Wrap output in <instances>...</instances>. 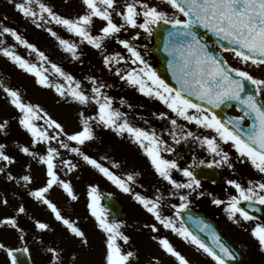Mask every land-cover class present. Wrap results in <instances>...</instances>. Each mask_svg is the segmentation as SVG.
<instances>
[{
	"label": "snow or ice",
	"instance_id": "obj_1",
	"mask_svg": "<svg viewBox=\"0 0 264 264\" xmlns=\"http://www.w3.org/2000/svg\"><path fill=\"white\" fill-rule=\"evenodd\" d=\"M14 9L36 27L46 31L69 54L72 60L82 63L81 45L90 46L100 53L103 68L114 72L128 87L144 97L158 101L166 109L152 115L167 122L165 129L168 139L155 128L140 127L129 119V113L115 107V99L106 89L112 85L95 75L76 79L57 63L50 61L45 52L30 43L15 28L0 24V38L11 37L16 44L35 53L41 61L33 63L24 58L14 45H4L0 39V56L6 58L15 68L30 74L35 83L53 90L60 100L78 106L77 127L66 130L63 123L53 118L39 104L25 101L18 88L0 80V93L4 101L15 109L11 118H0V137L5 140L10 135V121L14 119L18 128L28 137L27 142L13 140L14 151L7 142L0 141V208H8L12 200L23 192L34 203L46 208L55 222L68 236L81 246L88 245V237L79 226L78 219L66 215L51 198L54 188H59L70 201H78L79 196L73 183L67 177L75 174L81 166L89 167L107 180L121 193L128 194L152 218L143 228L153 234L162 252L174 258L177 264H191L170 241L168 236L159 235L166 230L184 243L193 246L213 264H227L235 259V253L222 242L221 237L203 221L188 216L200 232L210 235L213 246H209L199 235L189 229L183 218L189 209L191 197H201V181L194 168L206 165L208 168H223L235 172L236 163L248 164L261 177L242 184L236 179H227L226 184L235 194L221 199L212 193L211 203L222 207L227 219L234 224L254 219L242 206L255 203L264 205V77H257L247 66L264 69V0H78L80 12L64 15L46 0H10ZM97 21L100 26L96 29ZM162 25L169 26L163 36L162 51L168 56V69L172 73L175 86L161 78L145 58L138 41L153 36ZM53 26H58L69 34L61 36ZM198 28L211 33L221 44V50L232 53L246 67H234L219 53L209 51L202 42ZM131 32L130 38L122 33ZM74 38V39H73ZM115 41L127 55L119 51H109L108 43ZM146 51V50H145ZM47 63L57 80L49 78ZM128 65L127 68L120 67ZM62 81V82H61ZM87 82V84H85ZM254 88V93L248 90ZM236 102L243 115L225 117L217 109ZM120 104L129 109L133 105L124 97ZM91 110V111H89ZM251 117L252 122L245 127L243 121ZM148 124L147 120H144ZM193 128L198 131H193ZM98 129L109 130L117 137L126 138L137 145L147 158L152 173L161 182L154 186L152 195L143 189V173L138 170L121 172L120 161L107 154L96 157L86 148L98 141ZM193 144L208 154L209 159H199L195 153L192 162L181 167V155L175 145ZM165 153L173 154L168 158ZM107 162V163H105ZM20 165V172L13 168ZM39 168L43 181L36 183L33 170ZM179 173L182 179L175 178ZM163 185L167 196L161 190ZM86 208L95 222V227L103 233L102 264H133L136 253L125 250L131 244V237L123 230L125 222L115 217L109 218L108 209L101 204L98 185L89 183L86 187ZM108 195H111L109 193ZM177 200L178 203H169ZM11 215L0 216V228H10L25 239V229L19 218L28 215V209L20 196ZM171 210L165 214L164 209ZM38 243L48 256L47 264H66L64 249L57 245H45L43 236L55 229L50 223L38 217H29ZM251 235L264 252V224L257 223L251 228ZM0 252L7 257V264H21L16 253L30 254V249L13 248L0 242ZM78 254L69 253L68 264H76ZM149 264H162L157 256H152Z\"/></svg>",
	"mask_w": 264,
	"mask_h": 264
},
{
	"label": "rangeland",
	"instance_id": "obj_2",
	"mask_svg": "<svg viewBox=\"0 0 264 264\" xmlns=\"http://www.w3.org/2000/svg\"><path fill=\"white\" fill-rule=\"evenodd\" d=\"M46 2L50 3L52 6H54V8L58 12L64 15L74 16L80 12V5L79 2L77 1L74 2L73 4H71L72 0H46ZM152 2L160 3V0H152ZM0 24H4L9 27L15 28L19 33L22 32L21 34L25 39H27L28 41L31 40V42L30 41L29 42L35 44L37 48L45 52L47 56L51 55L50 58L52 59V62L58 63L59 66H61L66 72L72 74L76 79L83 80V77L86 75H95L99 79L104 80L106 83L111 84L112 87L106 89V91L108 92L109 95L114 97L115 107H119L121 108L122 111L128 112L129 119L134 124L140 127L151 126L155 128L158 133L162 134L165 139H168L169 143L171 142L170 138L167 136V133L165 132V129L168 127L167 122L163 120H158L152 115L154 112L165 111L166 109L164 108V106L161 105L158 101L142 96L141 94L136 92L133 88L125 85L122 81L118 79V77L115 76L114 72H109L105 70L103 68L102 59L98 51L92 48H88L86 44L81 45L82 63L80 61H75L72 59L69 62H65V60L68 59V56H65L64 53L60 52V50L58 49L59 48L58 44L56 43L54 38H52L43 29L36 28L30 22V20L24 18L21 14H19L14 9L13 3H11L10 0H0ZM99 26H100V22L97 21L96 29H94V31L97 30ZM53 27L54 30H56L61 36H64L65 38H70L69 34L66 33L63 29L59 28L58 26H53ZM125 34L130 38L132 33L129 32ZM0 39L4 40V45H14L15 50L24 58L30 60L33 63H37V64L41 63V61L39 60V58L36 56L35 53L25 49L23 46L16 44V42L12 40L11 37H3ZM138 43L142 46L141 51L145 55V58L152 65V67H154L155 65L154 59L148 52V48L152 45L151 37L145 39L142 36L141 39L138 41ZM108 50L121 52L118 49V47H116L114 41L108 43ZM126 66L127 65L125 64L120 65V67L122 68H126ZM44 67L49 69V78L52 80H57V77L51 72L50 67H47L46 63L44 64ZM0 69L5 70L7 73L13 75L16 78L25 77L26 79H29L30 92H31V95H28L30 97L29 101H34L35 104L41 105L42 108L46 110L53 118L63 123L66 127V130L72 131L77 127V111H78L77 105L71 103H65L64 101L60 100V98L56 95V93L53 90L38 86L35 83L34 77H32L30 74L23 73L19 69L15 68V66L12 65L3 56H0ZM85 84H87V82H85ZM0 95L3 96L2 93H0ZM121 97H124L127 103L133 105V108L129 109L126 105L122 106L120 104ZM6 111L7 110H5V108L1 106V101H0V118H5V117L11 118L12 116L10 115H15V114L7 113ZM144 120H147L148 124H145ZM10 123H11L10 135L7 137V139L9 143H11L10 147L14 150V146L12 144L13 140H17L19 142H27L28 137L24 132L19 131L18 126L16 128V124L14 123V121L11 120ZM97 134L100 139L90 144L86 148V151H89L92 155L96 157L107 154L110 158H114L120 161L122 167L121 169H119V171L121 172L132 171V170H138L142 172L143 178L141 182H143L145 186H148L150 191L154 189V186L160 185L161 182H159L155 178L147 158L142 154L141 150L137 145L129 142V140L126 138L117 137L114 133H112L109 130L98 129ZM2 138L4 137H0V141H2ZM180 146H188V148H192V146L195 145L191 143L190 144L182 143L180 144ZM11 148H9L10 151L12 150ZM165 154L167 155V153ZM20 170H21L20 165H18L13 171L15 173H19ZM242 172H243L242 174H244L243 176H246V179L243 180L245 185L247 184V181L250 179H252L253 181L257 179H261L260 175L251 167L248 169H243ZM33 174L35 176L36 183L37 184L42 183L43 181L42 171L39 168H35L33 170ZM249 177L250 179H248ZM67 178L70 179L71 182L73 183L74 188L80 200L79 199L78 201L68 200L66 195L63 194L59 188H54L52 190L51 198L57 203V205L66 215L71 216V218L74 220L78 219L79 204L83 198H86L85 192H86V187L89 183H95L99 185V188L101 190L99 191L100 193L113 192V190H110L111 189L110 187L112 186L110 182L100 177L99 174H97L94 170L83 165L75 174H70ZM2 184L3 181L0 180V185ZM120 198L122 201H125L126 199L125 196H120ZM12 202L13 200L11 201L10 204H12ZM20 202L21 201H19L18 203ZM31 202L34 204L35 206L34 208H36L35 210H33L32 208V210L34 211L32 217L38 216L39 218L41 215L52 217L50 212L46 208L34 203L33 201ZM39 210L41 211L40 213ZM29 217H25V218L29 220ZM28 227L29 224L26 226V228ZM52 227L55 229V231H53L54 235L60 232L61 230H63V228L60 225H58L57 222H54ZM92 232L93 230L91 231V233L88 232V234H92ZM65 234L68 237V240L69 239L74 240L73 238L68 236L66 232ZM250 235L251 233L249 232V228L241 232L239 236L242 238V240L239 239L238 241L239 243H241L240 245L244 246V240H249L251 238ZM251 240L253 243L257 242L255 238H252ZM255 245L257 246L253 247L251 246V244H246L245 247H243L245 254L248 256L246 260V264H264V252H261L259 250L258 244ZM193 249L195 250L194 254L198 255L197 250L194 247ZM99 259L100 258L96 257V255L93 256L86 252L84 256V263L102 264V260ZM200 260L204 264H213V262L209 258H203Z\"/></svg>",
	"mask_w": 264,
	"mask_h": 264
},
{
	"label": "flooded vegetation",
	"instance_id": "obj_3",
	"mask_svg": "<svg viewBox=\"0 0 264 264\" xmlns=\"http://www.w3.org/2000/svg\"><path fill=\"white\" fill-rule=\"evenodd\" d=\"M242 68H245L246 66L242 63H240ZM248 70L252 71V74L257 77H264V69H255L253 66H247ZM10 78H9V77ZM6 76L4 73L0 71V80L2 78H7L11 81V85L14 84L15 88L21 89L24 86L28 84V82L25 80V78H22L21 80H16L13 75L8 74ZM264 96L260 97V100L263 101ZM1 106L5 108V110H8L7 113L10 111L15 113V109L9 106L5 101H1ZM231 113L234 116H238L237 113H235L234 109H231ZM243 123L247 124L246 121H243ZM176 152H180L182 154V160L179 161L181 167L186 166L187 164L192 162V157L194 152L193 150L184 149L182 146L175 147ZM197 160L199 159H209L210 157L208 154L204 151H202V155H196ZM206 166V165H204ZM207 167V166H206ZM250 168V165L248 164H240L236 163V170L233 172L232 170L228 169L227 167L223 168H210L215 170L213 171H207L203 176L202 173H198L197 177L201 181V189L200 191L205 192L204 196L196 197L193 195L191 197V203L189 205V210L202 214L212 221L216 223L218 228L222 231V233L230 239L235 245H239V239L242 240V238L239 236L241 232L249 228V232L251 233V228L254 227L257 223L264 224V218L263 219H256L254 218L251 221L243 222L242 225H237L232 223L227 219L226 214L223 211L222 207H218L216 205H213L211 203V197L207 195V193H212L214 196L219 197L221 199H227L229 195L235 194V190L231 188V186L226 184L227 179H236L240 181L242 184H245L243 182L244 179H246V176H243L242 174L243 169ZM15 170V167L13 168ZM248 177V176H247ZM175 178L180 180L182 177L179 173L175 174ZM250 179V177L248 178ZM252 180V179H250ZM143 185L144 183L141 182ZM167 185H163L161 190L164 192L165 196H167V192L165 189L167 188ZM138 191H142L146 195H152L154 192V189L152 191L149 190L148 186L144 185L143 189H137ZM20 196H23V202L27 205L26 196L23 193H20ZM20 196L16 197L12 204L8 208H1L0 209V216L3 215H11L13 214V210L20 201ZM115 199L120 203L123 209V218L122 221L125 222L126 227L123 229L126 234H128L131 237V244L128 246H125V250H132L136 253V257L133 261H135V264H149L150 259L152 256H157L161 259L162 264H177V262L174 260V258L169 257L165 255L162 250L159 248L156 241L151 239V235H153L150 230L143 228V225L146 223H151L152 218L149 214H147L135 201L130 199H127V201H122L121 199H118L115 197ZM16 203V204H15ZM169 203H178L177 200H170ZM255 203V202H253ZM102 204V203H101ZM259 205L258 203H255ZM262 209L264 210V205H260ZM28 209V215L21 216L19 218L20 225L25 229V239L20 240L18 238V234L10 229V228H0V242H3L7 244L10 247L13 248H23L27 246L30 249L29 253H24L26 257L28 258L29 264H47L48 256L44 251V248L38 243V238L36 237L34 230L32 228L31 220L26 219L25 217H29L31 214V209ZM260 209V208H258ZM86 204L83 202L80 203V218H79V226L85 231L88 237V245L87 246H81L79 242L76 241H69L68 237L66 236L64 230H61L57 234H53V232H49L44 234L43 239L45 245H57L60 248H63L64 251V257L66 264H68L67 257L69 253L76 252L78 254V259L76 261V264H85L84 263V256L87 252L90 255H93L96 257H99V260H102L103 255V233H101L96 227L95 222L92 217L88 216L87 213ZM165 214H171V210L167 207L164 209ZM111 219L112 217L109 216ZM48 222V221H46ZM29 224V227L26 228V226ZM53 224H51L52 226ZM93 230L92 234L91 231ZM159 235H166L170 239V241L174 244V246L187 258L191 261V264H204L201 262L200 259L203 258H209L205 254H203L198 249V255L194 254L195 250L192 246L187 245L183 241H181L179 238L171 234L170 232L161 229ZM254 238V237H253ZM245 242H252L251 240ZM20 260H23L24 256H19ZM0 264H7V257L3 252H0Z\"/></svg>",
	"mask_w": 264,
	"mask_h": 264
},
{
	"label": "water",
	"instance_id": "obj_4",
	"mask_svg": "<svg viewBox=\"0 0 264 264\" xmlns=\"http://www.w3.org/2000/svg\"><path fill=\"white\" fill-rule=\"evenodd\" d=\"M169 27V26H168ZM165 25H162L156 32H154L153 35V46L150 48V52L155 57L156 60V66L154 70L157 72L161 78L165 79L166 82H168L170 85L175 86V81L172 79V73L168 69L167 61L168 56L165 52L162 51L163 48V34L165 32V29L168 28ZM227 45V43H225ZM9 85L8 81H4ZM235 105L236 102H230V105L222 106L221 109H217L219 115L229 117L227 113V109L229 106ZM237 107V106H236ZM238 108V107H237ZM239 109V108H238ZM240 110V109H239ZM241 112V111H240ZM242 113V112H241ZM243 114V113H242ZM250 120V123L252 122V118L248 117ZM202 171L203 168L200 166H197L194 171L195 173L198 171ZM104 201V207L108 209V211L114 215L115 217L120 216V207L110 198L105 197L103 199ZM186 225L189 227L191 231L196 233L200 236L202 240H204L205 243H207L210 247L213 246V241L210 238V235L205 232H200L196 224L192 221H185ZM212 230H214L220 237L223 243H225L234 253H235V259L234 260H228L227 264H243V257L242 255L232 246L231 243H229L222 234L218 231L217 228H215V225L212 224Z\"/></svg>",
	"mask_w": 264,
	"mask_h": 264
},
{
	"label": "trees",
	"instance_id": "obj_5",
	"mask_svg": "<svg viewBox=\"0 0 264 264\" xmlns=\"http://www.w3.org/2000/svg\"><path fill=\"white\" fill-rule=\"evenodd\" d=\"M117 44V43H116ZM118 45V44H117Z\"/></svg>",
	"mask_w": 264,
	"mask_h": 264
}]
</instances>
